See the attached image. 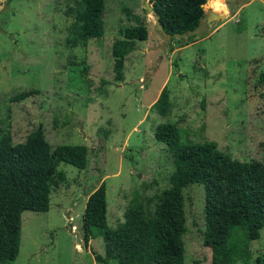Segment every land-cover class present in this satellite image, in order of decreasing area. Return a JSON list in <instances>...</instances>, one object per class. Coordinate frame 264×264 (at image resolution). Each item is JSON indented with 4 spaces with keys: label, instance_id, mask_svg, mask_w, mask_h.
I'll return each mask as SVG.
<instances>
[{
    "label": "rangeland",
    "instance_id": "rangeland-1",
    "mask_svg": "<svg viewBox=\"0 0 264 264\" xmlns=\"http://www.w3.org/2000/svg\"><path fill=\"white\" fill-rule=\"evenodd\" d=\"M146 1L152 5L105 0L103 37L71 48L65 43L67 0H0V133L17 144L41 125L52 147L87 146L84 169L57 165L48 211L22 212L12 264H104L93 255L104 254L101 235L86 245L83 240L87 196L104 181L107 222L114 227L134 195L144 199L167 188L172 162L166 145L154 138L160 122L175 123L184 141L213 140L233 158L264 165V3L235 14L242 0L186 45L179 47L175 36L163 47ZM127 12L142 17L148 37L135 43L118 80L111 45L119 27L135 24ZM163 87L168 115L150 108ZM27 90L37 92L12 99ZM183 196L185 264H211L203 243V185H187ZM247 258L264 264V228Z\"/></svg>",
    "mask_w": 264,
    "mask_h": 264
},
{
    "label": "trees",
    "instance_id": "trees-1",
    "mask_svg": "<svg viewBox=\"0 0 264 264\" xmlns=\"http://www.w3.org/2000/svg\"><path fill=\"white\" fill-rule=\"evenodd\" d=\"M206 1L150 0L171 40L198 25ZM65 6L68 47L86 46L90 39L103 37L105 0H67ZM127 15L135 24L119 27L118 37L111 45L118 80L123 79L126 56L135 49V43L148 37L142 17L131 12ZM193 37L176 41L182 47ZM35 92L22 91L12 99L21 100ZM150 108L160 115L169 114L166 87ZM154 138L166 145L171 157L167 188L144 199L134 195L123 220L114 227L107 222L104 181L87 196L82 217L84 243L97 234L104 242V254L93 252L94 259L104 264H185L183 189L198 183L204 188L203 243L210 248L211 264H236L240 259L249 264L248 246L264 228V165L233 158L213 140L184 141L172 122L157 124ZM60 162L84 169L87 146L52 147L41 125L17 144L11 143L8 134L0 133V264H12L18 256L22 212L48 211ZM255 264L262 263L257 259Z\"/></svg>",
    "mask_w": 264,
    "mask_h": 264
},
{
    "label": "water",
    "instance_id": "water-1",
    "mask_svg": "<svg viewBox=\"0 0 264 264\" xmlns=\"http://www.w3.org/2000/svg\"><path fill=\"white\" fill-rule=\"evenodd\" d=\"M240 1L241 0H228L230 11L237 4H239ZM145 9H146L147 12L154 13L152 5H150L147 1L145 2ZM204 10H205L204 11V14L201 17L198 25L195 28L189 29V30H187L183 34L178 33V34L175 35V36H177L179 38V40L181 42L184 41V40H186L190 36H196V35H200V34L205 33L208 30L209 24L211 22H214V21H224L225 18H226L223 14L217 13L216 11L212 10V8H209L208 7L206 9H204ZM153 19H154L156 28L161 32V34L163 36V47H164V46L167 45L169 39L171 38V35L168 34L166 31L163 30V27H162V25L160 23L159 15L158 14H155L154 13ZM69 231L70 232L72 231V226L69 227ZM76 236L78 238V234L77 233H76ZM79 242H81V241H79Z\"/></svg>",
    "mask_w": 264,
    "mask_h": 264
},
{
    "label": "clouds",
    "instance_id": "clouds-1",
    "mask_svg": "<svg viewBox=\"0 0 264 264\" xmlns=\"http://www.w3.org/2000/svg\"><path fill=\"white\" fill-rule=\"evenodd\" d=\"M213 7L217 13L227 17L230 13L228 0H213Z\"/></svg>",
    "mask_w": 264,
    "mask_h": 264
},
{
    "label": "crops",
    "instance_id": "crops-1",
    "mask_svg": "<svg viewBox=\"0 0 264 264\" xmlns=\"http://www.w3.org/2000/svg\"><path fill=\"white\" fill-rule=\"evenodd\" d=\"M256 1H259V0H247V1H245L243 4H241L240 5V7L238 8V10H237V12L235 13V14H238L244 7H246V6H248L249 4H251V3H253V2H256ZM260 1H262L263 3H264V0H260ZM213 3V2H212ZM238 5V4H237ZM211 8V7H210ZM212 8L214 9V7H213V5H212ZM204 9H206L205 8V5H204ZM215 10V9H214ZM221 25H222V23H221ZM211 25L209 24V27H210ZM218 26L219 25H217L215 28H218Z\"/></svg>",
    "mask_w": 264,
    "mask_h": 264
},
{
    "label": "flooded vegetation",
    "instance_id": "flooded-vegetation-1",
    "mask_svg": "<svg viewBox=\"0 0 264 264\" xmlns=\"http://www.w3.org/2000/svg\"><path fill=\"white\" fill-rule=\"evenodd\" d=\"M242 1V0H241ZM5 4H3V6H4Z\"/></svg>",
    "mask_w": 264,
    "mask_h": 264
},
{
    "label": "bare ground",
    "instance_id": "bare-ground-1",
    "mask_svg": "<svg viewBox=\"0 0 264 264\" xmlns=\"http://www.w3.org/2000/svg\"><path fill=\"white\" fill-rule=\"evenodd\" d=\"M213 5V4H212Z\"/></svg>",
    "mask_w": 264,
    "mask_h": 264
}]
</instances>
